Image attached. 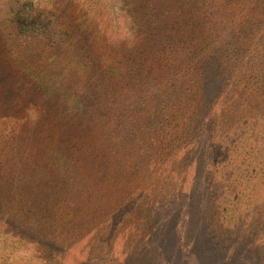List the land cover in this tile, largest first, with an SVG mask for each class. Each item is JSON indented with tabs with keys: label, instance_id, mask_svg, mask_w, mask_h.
<instances>
[{
	"label": "rangeland",
	"instance_id": "rangeland-1",
	"mask_svg": "<svg viewBox=\"0 0 264 264\" xmlns=\"http://www.w3.org/2000/svg\"><path fill=\"white\" fill-rule=\"evenodd\" d=\"M161 1L0 0V190L17 195L14 210L0 205V264H264L259 215L241 222L240 231V224L227 230L220 222L224 203L242 186L256 179L264 186V94L255 90L258 72L246 45L231 52L223 41L234 43L222 25L228 17L191 12L189 18L214 25L217 38L191 27L209 36L203 52L219 68L201 77L207 62L190 68L174 93L182 109L175 105L166 111L167 126L153 127L156 148L145 143L148 127H103L101 118L132 114L126 104L120 114L104 111L110 101L90 104L93 119L82 112L83 84L100 79L99 67L112 79L110 57L148 38L166 46L168 34L153 21L188 18L193 0L180 7L178 0ZM28 17L37 20L31 29ZM27 71L34 74L26 78ZM124 84L111 100L147 102L125 95ZM194 110L197 119L209 115L210 124H197L189 141L176 138ZM36 195L39 209L21 203Z\"/></svg>",
	"mask_w": 264,
	"mask_h": 264
},
{
	"label": "trees",
	"instance_id": "trees-1",
	"mask_svg": "<svg viewBox=\"0 0 264 264\" xmlns=\"http://www.w3.org/2000/svg\"><path fill=\"white\" fill-rule=\"evenodd\" d=\"M171 1L172 0H162L161 5L167 4ZM185 2L187 1L178 0V7ZM187 5L188 9L186 12H188V18L176 16L169 20L166 15L161 17L159 14L160 18L153 21L155 26L159 27L162 31L165 29V33L168 34L166 46H158L156 48L155 42L152 43V39L150 40V38H148L146 39L147 43L131 49L127 54L122 53V55L117 54L114 57L109 56L110 59H108V62L110 67L108 68L112 72V79H110V77H104L103 72H106L105 69L107 67L102 66L99 67V70L101 71L100 79L96 80L93 84H83L85 89L82 90V92L84 95H80V98L82 99L84 106H81V108L82 112H84L89 119H93L96 116V113L93 109H85L87 106L99 103V107L102 108L104 102L108 103L110 101V103L104 108V111L108 107L112 113L114 108H116L115 110L120 114L125 112L122 107L124 106L123 104H126L132 109V114H126L125 116L120 115L119 118H116L113 114V116L109 115L104 119L101 118L103 127H111L113 129L114 127L122 128L125 125L148 127L146 129L145 143L150 144L149 147L151 148L157 147L154 146L156 142L152 135L153 127H166L167 125L164 121L169 119V115H166V111L175 108V105H177L178 109H182L181 101L176 99V94L174 95L175 88H181V85L184 82L183 78L189 76L193 70H198L200 65L205 62H207L205 70L201 71L199 77H201L206 70L219 68L220 63H218L217 59L216 64L211 61L208 62V57L205 56V53L203 52L210 49L209 36L205 33L197 34L193 27H191L194 24L200 25L202 32L205 31V28H208L212 32L213 37L217 38L213 34L215 31L214 25L203 24L193 20L192 17L189 18V16H192L191 12H202L211 15L215 14L218 17H228L224 22L222 19H219V21L223 22L222 25L231 31V37L234 43L229 45L231 41H223L225 44L228 43L226 46L230 47L231 52V46L233 45H246V48L243 47L242 50L246 49L250 52L251 58L256 62V65L253 63L251 67L253 68L255 66V70L258 72L257 74L255 73L257 75L256 81L258 82L255 90L259 89L258 92L264 94V0H193L192 2H187ZM171 9L175 8L171 7ZM28 18L29 19H26L27 28L31 29L33 23L37 20L34 19V17ZM148 23L151 25V20H149ZM185 23L187 26H185ZM169 29H171L170 32H168ZM213 46L217 50L225 47L222 43L219 47L216 45ZM149 63H152L153 65ZM192 66L193 70L190 71ZM33 74V72L27 71L26 78H29V76H32ZM108 74L106 73V75ZM122 77H125V81L121 80ZM33 79L36 80L37 77L33 76ZM122 84H124L126 88L125 95L133 98L146 97L148 98L147 102H143L142 106L132 107L130 103L128 105V98L111 100L110 97L115 95L113 97L115 98L118 95V86H121ZM186 93L191 97L196 96V90L186 89ZM120 97L124 96L121 94ZM53 103L54 102H50V105L48 106L50 111L53 108ZM200 106L201 103L199 102L197 109H200ZM205 106H208V104H205ZM54 108L55 109L53 110L55 111H57L56 109L61 111L68 109L67 106ZM195 110L193 118L188 122L189 124L187 123V126H183L185 127L183 131L181 129L178 131L177 129L175 132L176 138H189V141L195 138V133L198 129L197 124H210L209 115L197 119L198 111ZM134 112L135 114L133 115ZM215 122L216 125L219 126L218 128L231 130L239 128L220 127L223 122ZM209 128L212 130L214 127ZM131 135L132 133L130 132L129 135H126V138H129ZM106 136L107 134H104V137ZM150 139H152L151 142H149ZM133 142H136V140ZM132 146H134V143ZM187 146L184 147L183 154L186 152V149L188 148ZM115 148L116 146H113L112 150ZM135 148L136 147L133 149ZM116 152L118 153V151ZM130 152L136 154L137 157H140V153ZM183 160L184 158L181 156L178 158L177 162ZM101 172L100 175L103 176L108 171L102 170ZM234 172L236 171L231 169L230 173L228 172V176L225 177L224 180L231 179L229 181L231 182L232 178H234ZM69 177H77V175L70 173ZM105 178H107V176ZM257 181L258 180L256 179L251 185L247 184L242 186L239 194L235 195L231 201L227 200L224 203L223 209L221 210L222 218H220V222L227 230H230L232 226L240 224L238 230L240 231L243 228L241 222L255 219L257 215H259L260 226H258V231L264 232V186H261ZM3 184L6 186L5 182ZM3 194L4 193L0 190V205L2 202H5V205H10V208L14 210L17 207L15 203L17 195L9 194L4 197ZM230 197L231 195L227 192L226 198L229 199ZM39 199L40 195H36L35 198L31 199L30 197L25 196L21 203L29 206L33 205L35 206V209H39ZM121 200H123V197L119 196L116 201L121 202ZM69 203L71 204V202Z\"/></svg>",
	"mask_w": 264,
	"mask_h": 264
}]
</instances>
